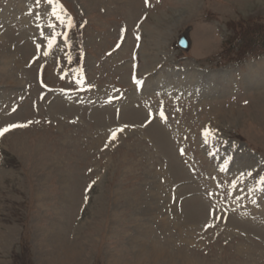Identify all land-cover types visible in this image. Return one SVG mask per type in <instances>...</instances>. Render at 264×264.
<instances>
[{"label":"rangeland","instance_id":"374dc122","mask_svg":"<svg viewBox=\"0 0 264 264\" xmlns=\"http://www.w3.org/2000/svg\"><path fill=\"white\" fill-rule=\"evenodd\" d=\"M258 32L264 0H0V264H264Z\"/></svg>","mask_w":264,"mask_h":264},{"label":"trees","instance_id":"16d2710c","mask_svg":"<svg viewBox=\"0 0 264 264\" xmlns=\"http://www.w3.org/2000/svg\"><path fill=\"white\" fill-rule=\"evenodd\" d=\"M250 35V37H251V35H252V33H244L243 31H242V28L241 29H239L238 31H237V34H235V40H237L239 37H244V36H246V35ZM261 34V32H258L257 33V35L258 36H256L255 38H253V42H258V43H260L261 45H262V43L264 42V35H260ZM260 35V36H259ZM249 38V37H248ZM258 40V41H257ZM247 48H249V46L247 47ZM250 49V48H249ZM244 51V50H243ZM242 51V52H243ZM258 52H260V51H251V52H249V54L250 55H253V53H258ZM263 53H264V48H263ZM232 54V52L231 53H229V56ZM244 54L245 53H243V54H240L239 56H237L238 55V53L236 54V56H235V59H236V61L237 62H241L242 61V59H243V56H244ZM239 58V59H238ZM238 59V60H237ZM233 61H235L234 59H233Z\"/></svg>","mask_w":264,"mask_h":264},{"label":"water","instance_id":"95a60500","mask_svg":"<svg viewBox=\"0 0 264 264\" xmlns=\"http://www.w3.org/2000/svg\"><path fill=\"white\" fill-rule=\"evenodd\" d=\"M178 46L181 48V49H185L188 47V41L187 39H185V37H181L180 38V41L178 42Z\"/></svg>","mask_w":264,"mask_h":264},{"label":"snow or ice","instance_id":"6c2138e0","mask_svg":"<svg viewBox=\"0 0 264 264\" xmlns=\"http://www.w3.org/2000/svg\"><path fill=\"white\" fill-rule=\"evenodd\" d=\"M10 127H17V125H11ZM6 131H8L7 128L3 129V132H6ZM0 134H2V132H0ZM113 135H115V134H113Z\"/></svg>","mask_w":264,"mask_h":264}]
</instances>
